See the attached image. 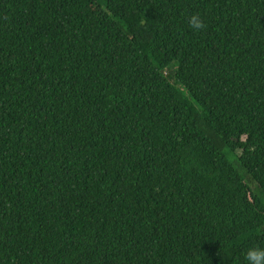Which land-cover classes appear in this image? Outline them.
<instances>
[{"label":"trees","instance_id":"16d2710c","mask_svg":"<svg viewBox=\"0 0 264 264\" xmlns=\"http://www.w3.org/2000/svg\"><path fill=\"white\" fill-rule=\"evenodd\" d=\"M101 2L0 0V264H245L264 0Z\"/></svg>","mask_w":264,"mask_h":264},{"label":"clouds","instance_id":"9594fccd","mask_svg":"<svg viewBox=\"0 0 264 264\" xmlns=\"http://www.w3.org/2000/svg\"><path fill=\"white\" fill-rule=\"evenodd\" d=\"M188 23L193 30H201L205 27L203 18L194 13L188 18ZM245 264H264V246L254 244L243 252Z\"/></svg>","mask_w":264,"mask_h":264},{"label":"rangeland","instance_id":"374dc122","mask_svg":"<svg viewBox=\"0 0 264 264\" xmlns=\"http://www.w3.org/2000/svg\"><path fill=\"white\" fill-rule=\"evenodd\" d=\"M96 1H97L99 4H101V5L103 4V3L101 2V0H96Z\"/></svg>","mask_w":264,"mask_h":264}]
</instances>
